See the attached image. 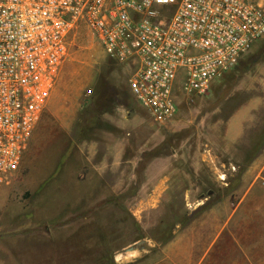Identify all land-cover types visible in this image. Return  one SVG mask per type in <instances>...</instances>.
I'll return each mask as SVG.
<instances>
[{"label": "rangeland", "instance_id": "rangeland-1", "mask_svg": "<svg viewBox=\"0 0 264 264\" xmlns=\"http://www.w3.org/2000/svg\"><path fill=\"white\" fill-rule=\"evenodd\" d=\"M132 72L77 28L20 168L0 183V263L150 264L189 217L247 190L253 162L264 176V38L161 124L131 93ZM224 243L215 262L235 264Z\"/></svg>", "mask_w": 264, "mask_h": 264}, {"label": "built area", "instance_id": "built-area-1", "mask_svg": "<svg viewBox=\"0 0 264 264\" xmlns=\"http://www.w3.org/2000/svg\"><path fill=\"white\" fill-rule=\"evenodd\" d=\"M81 25L132 68L131 93L161 124L264 38V0H0V183L19 170Z\"/></svg>", "mask_w": 264, "mask_h": 264}, {"label": "crops", "instance_id": "crops-1", "mask_svg": "<svg viewBox=\"0 0 264 264\" xmlns=\"http://www.w3.org/2000/svg\"><path fill=\"white\" fill-rule=\"evenodd\" d=\"M259 166V162H253L244 174V181H252L247 190L223 197L200 216L190 218V222L179 226L173 237L162 244L156 259L150 264H218L215 252L221 250L223 241L235 244V264H261V257L264 258V247H261L264 238V194L253 191L256 180L264 177L259 170L256 172ZM249 176L254 178L251 180ZM36 233L51 236L52 230ZM225 243L223 253L230 249ZM0 264L6 263L2 261Z\"/></svg>", "mask_w": 264, "mask_h": 264}, {"label": "water", "instance_id": "water-1", "mask_svg": "<svg viewBox=\"0 0 264 264\" xmlns=\"http://www.w3.org/2000/svg\"><path fill=\"white\" fill-rule=\"evenodd\" d=\"M134 247H130L129 250H132Z\"/></svg>", "mask_w": 264, "mask_h": 264}, {"label": "trees", "instance_id": "trees-1", "mask_svg": "<svg viewBox=\"0 0 264 264\" xmlns=\"http://www.w3.org/2000/svg\"><path fill=\"white\" fill-rule=\"evenodd\" d=\"M215 83H216V82H215ZM215 83H214V84H215ZM188 219H190V217H189ZM172 237H173V236H172ZM170 239H171V238H170ZM170 239H169V240H170ZM169 240H168V241H169Z\"/></svg>", "mask_w": 264, "mask_h": 264}, {"label": "bare ground", "instance_id": "bare-ground-1", "mask_svg": "<svg viewBox=\"0 0 264 264\" xmlns=\"http://www.w3.org/2000/svg\"><path fill=\"white\" fill-rule=\"evenodd\" d=\"M132 251H134V250H132ZM132 251H130V252H132Z\"/></svg>", "mask_w": 264, "mask_h": 264}]
</instances>
